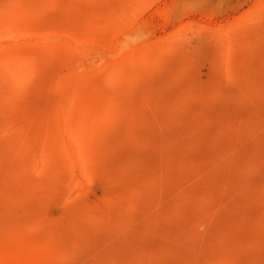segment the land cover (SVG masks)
<instances>
[{
  "label": "rangeland",
  "instance_id": "1",
  "mask_svg": "<svg viewBox=\"0 0 264 264\" xmlns=\"http://www.w3.org/2000/svg\"><path fill=\"white\" fill-rule=\"evenodd\" d=\"M0 264H264V0H0Z\"/></svg>",
  "mask_w": 264,
  "mask_h": 264
}]
</instances>
